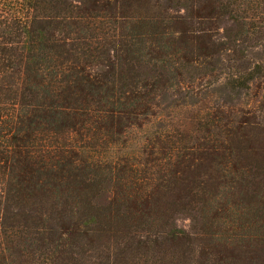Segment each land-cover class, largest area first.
<instances>
[{"label":"trees","instance_id":"16d2710c","mask_svg":"<svg viewBox=\"0 0 264 264\" xmlns=\"http://www.w3.org/2000/svg\"><path fill=\"white\" fill-rule=\"evenodd\" d=\"M263 172L264 0H0V264H264Z\"/></svg>","mask_w":264,"mask_h":264},{"label":"rangeland","instance_id":"374dc122","mask_svg":"<svg viewBox=\"0 0 264 264\" xmlns=\"http://www.w3.org/2000/svg\"><path fill=\"white\" fill-rule=\"evenodd\" d=\"M225 25H227V24H225ZM217 92H218V94H220L221 96H223V98L224 97H226V98L228 97L227 95H228L229 92L226 89H224V88H221L220 87ZM171 101H172L171 97L170 96H167L165 98V100H164L163 103L167 104V103H170ZM255 166H256V164H254L252 162V168L253 169L255 168ZM176 223H177V225L179 227H184L187 230H190L191 227H192V225L194 224V223H192V219L189 216L183 215V214L177 216ZM223 251H225L227 254H231L228 248L223 249ZM233 252H235V251L233 250Z\"/></svg>","mask_w":264,"mask_h":264}]
</instances>
